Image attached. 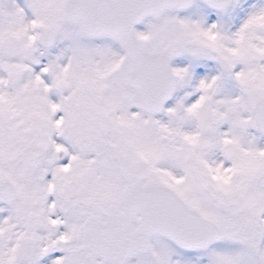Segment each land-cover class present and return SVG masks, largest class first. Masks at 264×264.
<instances>
[{"label":"snow or ice","instance_id":"snow-or-ice-1","mask_svg":"<svg viewBox=\"0 0 264 264\" xmlns=\"http://www.w3.org/2000/svg\"><path fill=\"white\" fill-rule=\"evenodd\" d=\"M0 264H264V0H0Z\"/></svg>","mask_w":264,"mask_h":264}]
</instances>
